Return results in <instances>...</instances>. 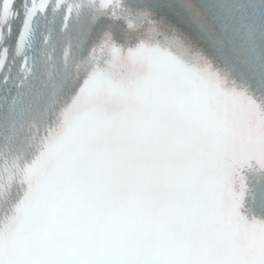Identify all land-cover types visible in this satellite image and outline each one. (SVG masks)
I'll use <instances>...</instances> for the list:
<instances>
[{"label":"snow or ice","instance_id":"6c2138e0","mask_svg":"<svg viewBox=\"0 0 264 264\" xmlns=\"http://www.w3.org/2000/svg\"><path fill=\"white\" fill-rule=\"evenodd\" d=\"M0 264H264V0H0Z\"/></svg>","mask_w":264,"mask_h":264}]
</instances>
